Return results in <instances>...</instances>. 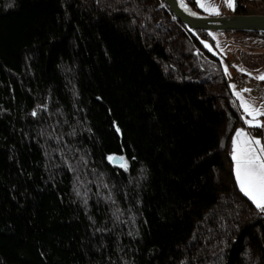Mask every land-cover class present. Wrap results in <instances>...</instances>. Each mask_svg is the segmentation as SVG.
I'll list each match as a JSON object with an SVG mask.
<instances>
[{
  "label": "trees",
  "instance_id": "trees-1",
  "mask_svg": "<svg viewBox=\"0 0 264 264\" xmlns=\"http://www.w3.org/2000/svg\"><path fill=\"white\" fill-rule=\"evenodd\" d=\"M163 3L0 0V264H264L214 31Z\"/></svg>",
  "mask_w": 264,
  "mask_h": 264
},
{
  "label": "rangeland",
  "instance_id": "rangeland-1",
  "mask_svg": "<svg viewBox=\"0 0 264 264\" xmlns=\"http://www.w3.org/2000/svg\"><path fill=\"white\" fill-rule=\"evenodd\" d=\"M264 1V0H263ZM242 3L245 5L246 10L249 14H264V2H256L255 0H242ZM162 6H164L162 4ZM217 41V47L218 51L221 56V63L222 68L225 70V67H227V76L229 78L230 83V89L232 92V99L235 106L239 104V106L242 109V116L244 124L239 127V129H242L243 127H246L249 125L245 123L246 120L251 119L249 117L243 108L244 101H247L255 108H261V106H264V84H260L257 87L254 86L253 81H250L247 79L244 75L245 79V87H239V84L237 83V74L238 72H244L241 71L243 68V62L244 61V53L249 52L252 54L250 56V59L254 61L256 64V71L255 73L259 74L257 75H264V50L261 49V47L256 46L255 44L249 43L248 37L241 33H223V32H212L211 34ZM253 36V35H252ZM235 85V88L233 89L231 86ZM244 89H250V91H243ZM236 92L241 93V99L240 97H237L235 95ZM238 103V104H236ZM261 123H264V115L259 116L257 118ZM255 132L254 127H251ZM238 129V130H239ZM253 134V137L260 140V136L256 133ZM236 136V134H235ZM234 136V138H235ZM234 140V139H233ZM234 148V145H233ZM120 165V164H116ZM233 169L235 172V161L233 160Z\"/></svg>",
  "mask_w": 264,
  "mask_h": 264
},
{
  "label": "snow or ice",
  "instance_id": "snow-or-ice-1",
  "mask_svg": "<svg viewBox=\"0 0 264 264\" xmlns=\"http://www.w3.org/2000/svg\"><path fill=\"white\" fill-rule=\"evenodd\" d=\"M226 2L229 7L234 6L233 0H226ZM200 6L206 7L204 3H200ZM209 10L219 14V10L215 6H209ZM241 71H244V69H241ZM225 72H227V67H225ZM256 78L264 80V75ZM231 87L234 89L235 85ZM243 91H250V89H244ZM235 95L243 99L240 92H236ZM243 108L245 113L251 117V119L245 121L249 127L264 128V123L257 119L259 116L264 115V106L255 108L244 101ZM233 145L232 158L235 161V175L239 187L253 201L256 208L264 212V145L261 144L259 139L250 136L243 128L237 131ZM108 159L113 161L123 160L124 158L109 156Z\"/></svg>",
  "mask_w": 264,
  "mask_h": 264
},
{
  "label": "water",
  "instance_id": "water-1",
  "mask_svg": "<svg viewBox=\"0 0 264 264\" xmlns=\"http://www.w3.org/2000/svg\"><path fill=\"white\" fill-rule=\"evenodd\" d=\"M163 5L170 11L174 20L193 30L264 34V14H206L194 9L187 0H164ZM112 163L121 164L122 160H113Z\"/></svg>",
  "mask_w": 264,
  "mask_h": 264
},
{
  "label": "crops",
  "instance_id": "crops-1",
  "mask_svg": "<svg viewBox=\"0 0 264 264\" xmlns=\"http://www.w3.org/2000/svg\"><path fill=\"white\" fill-rule=\"evenodd\" d=\"M236 1L237 0H233V4H234L233 7H229L228 3L226 2V0H197V3H198V6H199V8L201 9L202 12H204L206 14L219 15V14H233V13H235ZM200 3H204L206 7H201ZM209 6H215L216 8H218L219 14H215V13L211 12L209 10ZM246 36L248 37L249 43L255 44L256 46H259V47H261L262 50H264V38L263 37L252 36V35H246ZM250 56H252L251 53H249V52L244 53V55H243L244 61H242L243 62L244 72H240V73L238 72L237 76L240 75V74L244 75L250 81L255 82L254 86L257 87L258 85L263 84V83L261 82V80L256 78L257 75H259V74L255 73L256 64L254 63V61H252L250 59ZM249 73H251V75H249ZM243 129L246 132H248L250 134V136L253 137V134L249 130L248 126L243 127ZM263 132H264V128H263ZM260 141H261V144L264 145V136H263V138H260Z\"/></svg>",
  "mask_w": 264,
  "mask_h": 264
},
{
  "label": "built area",
  "instance_id": "built-area-1",
  "mask_svg": "<svg viewBox=\"0 0 264 264\" xmlns=\"http://www.w3.org/2000/svg\"><path fill=\"white\" fill-rule=\"evenodd\" d=\"M256 2H264L263 0H255ZM164 4V3H163ZM237 83L239 84V87H245L246 83H245V79L243 75H238L237 76ZM264 214V212H262Z\"/></svg>",
  "mask_w": 264,
  "mask_h": 264
}]
</instances>
